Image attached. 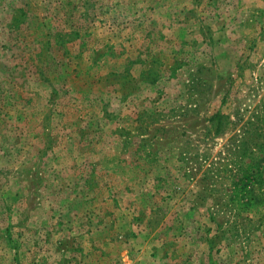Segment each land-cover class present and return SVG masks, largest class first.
<instances>
[{"label": "rangeland", "instance_id": "rangeland-1", "mask_svg": "<svg viewBox=\"0 0 264 264\" xmlns=\"http://www.w3.org/2000/svg\"><path fill=\"white\" fill-rule=\"evenodd\" d=\"M0 264H264V0H0Z\"/></svg>", "mask_w": 264, "mask_h": 264}, {"label": "trees", "instance_id": "trees-1", "mask_svg": "<svg viewBox=\"0 0 264 264\" xmlns=\"http://www.w3.org/2000/svg\"><path fill=\"white\" fill-rule=\"evenodd\" d=\"M219 115H220V119H219V122H220V124H222V118H223V115H221L220 113H219ZM218 116V115H217ZM253 173H255V172H253ZM251 176V175H250Z\"/></svg>", "mask_w": 264, "mask_h": 264}]
</instances>
